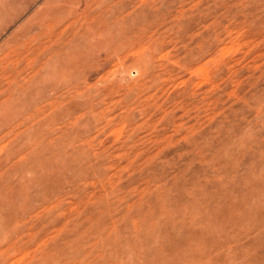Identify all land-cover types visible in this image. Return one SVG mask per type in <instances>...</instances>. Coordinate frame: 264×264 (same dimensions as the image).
Listing matches in <instances>:
<instances>
[{"label":"rangeland","instance_id":"obj_1","mask_svg":"<svg viewBox=\"0 0 264 264\" xmlns=\"http://www.w3.org/2000/svg\"><path fill=\"white\" fill-rule=\"evenodd\" d=\"M0 264H264V0H0Z\"/></svg>","mask_w":264,"mask_h":264}]
</instances>
